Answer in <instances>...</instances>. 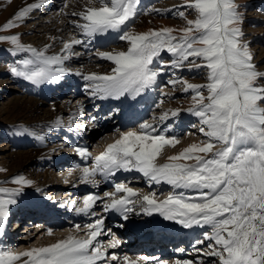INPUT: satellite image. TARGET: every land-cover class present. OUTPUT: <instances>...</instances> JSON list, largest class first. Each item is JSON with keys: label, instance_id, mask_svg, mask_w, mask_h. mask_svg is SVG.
Wrapping results in <instances>:
<instances>
[{"label": "snow or ice", "instance_id": "1", "mask_svg": "<svg viewBox=\"0 0 264 264\" xmlns=\"http://www.w3.org/2000/svg\"><path fill=\"white\" fill-rule=\"evenodd\" d=\"M48 3L49 0H35L20 8L0 26V32L19 27L33 11ZM238 7L235 0H183L179 6L168 9L144 8L142 0H85L82 10L70 13L76 19L69 23L80 38L73 34L62 41L58 53L51 55L48 54L51 45L37 48L24 44L19 33L0 35V42L10 45L7 49L10 55L26 54L9 65L10 75L37 87L59 84L66 75H75L84 81L83 90L92 99L136 100L152 89L168 69L172 71L168 84L173 88L180 85L184 93H191L189 107L165 110L153 117L158 123L145 121L135 130L120 132L119 138L96 155L90 166L79 169V180L85 185L98 186L97 176L108 181L117 173L134 172L150 188L167 185L168 195L163 200L157 198L155 191L141 196L121 181L114 183V191L104 192L103 197L85 195L82 206L72 201L70 207L77 214L96 216L92 210L98 201L103 204V212H115L125 221L131 214L149 217L158 214L164 221L184 229H203V239H197L193 247L197 255L211 258L210 264H264V71L253 62L250 46L243 39V16ZM165 12L182 19L183 25L144 32L131 27L141 14ZM98 38H111L127 45L126 50H96L98 59L113 65L110 72L85 73L67 66L73 57L81 55L74 51L75 46L88 49ZM164 53L169 60H164ZM185 68L203 70L205 82L191 83L175 75L176 70ZM165 95L168 94L161 93L162 97ZM78 108L82 116L83 105L78 104ZM182 111L196 118L202 139L168 156L165 163L157 164V157L165 147L180 143L179 135L173 134L171 124L165 122L179 117ZM94 121L95 117L93 127ZM54 126H62L59 117ZM77 127L82 129L85 125ZM51 130L49 127L48 131ZM15 134L44 139L43 134L28 127L18 128ZM75 151L84 160L89 158L86 148L77 147ZM10 183L16 186L0 187V264L149 261L146 256L137 260L121 258L115 252L109 255L107 248H117L121 240L111 229L107 232L112 236L107 248L98 240L106 234L103 217L84 225L86 238L69 235L48 246L20 252L2 246L11 208L32 181L16 175ZM74 227L77 232L81 230L79 224ZM47 234L51 235L52 230ZM205 242L206 247H197ZM175 264H205V261L184 259Z\"/></svg>", "mask_w": 264, "mask_h": 264}, {"label": "bare ground", "instance_id": "2", "mask_svg": "<svg viewBox=\"0 0 264 264\" xmlns=\"http://www.w3.org/2000/svg\"><path fill=\"white\" fill-rule=\"evenodd\" d=\"M26 1L30 3L35 2V0ZM52 3V0H49V3L45 5V8H51ZM54 5L58 6V3H54ZM73 11L79 10H62L61 14L58 15L57 20L62 24L59 29H52L51 25L44 26V28H46L44 29V34L48 35L49 40L51 41L42 40L40 45L41 47L46 44L51 45L48 54L51 55L58 53L62 47V41L68 40L73 34H75L77 38H80L78 32H74L73 29H70L71 24L69 21L72 20L70 13ZM67 34H69V36H67ZM106 41L108 43L113 40L111 38H98L91 44L103 45ZM74 58L76 59V63L78 62L82 64L84 61V57H82V55ZM164 76L165 74L160 76L157 84L143 95L137 97L136 100L123 98L121 100L92 99L83 90L84 81L75 75H66L59 84H44L39 87L33 86L36 87V89L31 90V94H40L42 97H47L51 100V108L48 110L49 114L46 117L47 119H40L38 123L36 122L37 124L29 125L28 127L38 132V134H43L44 139L38 140L33 137L19 139V143L21 145L27 144L29 148L24 153L11 156L14 158V161L12 166L8 169L9 173L7 176L10 174L12 175V173H16V171L19 172L21 168V172L23 169L30 170L33 175H38L39 171H45V168H47V170L43 175L42 181L38 182V180H36V184L26 187L23 195L18 198L17 205L12 206L11 215L8 220L9 222L6 226L10 225V221L12 220L10 218L15 212H19L18 209L20 208H22V218H25V216H28L29 218H25L22 225H19L16 230H14V233H9L8 229H6V235L2 238V246L12 248L13 250L18 247L21 248L23 244H26V242L34 236H38V242L30 248L48 246L58 240L68 237L69 235L77 236L78 238H86L85 234L87 229L84 228V225L94 223L95 219L103 217L104 231L106 234L98 237V240L106 248L109 241L112 239V236L107 234L109 229H111V232L121 240L118 235L123 227H120L119 225H128V234L133 236L135 239V242H133L135 245L132 247L130 242L121 241V244L117 248H107V251L111 252L110 254L115 252L121 258L123 256H128L131 259L139 260V258L133 257L132 254H134L140 247L139 241H141L142 244L145 241V239H142V237L146 235L145 233L155 232V228L151 227L153 223L151 216L131 214L129 219L125 221L115 212H103V204L99 201L92 210L97 214L96 216L77 214L74 209L70 207V205L72 204V201L75 200L78 202V206H82V199L87 194L98 195L99 193L102 194V196H98L103 197L104 192L114 191V183H119L121 181L127 182L128 185L137 190L141 196L149 191H155L158 196L162 197L165 195L164 192H166V197L170 191L169 187L167 185H153L150 188L144 179L138 173L134 172L117 173L115 177L108 181H105L102 177L97 176L96 179L99 181L98 186L82 184L79 180V169L84 166H90L92 159L96 155L89 153V158L84 160L77 153H67L66 148H84L87 145H92L96 140H100L101 142H105V144L101 145L102 147L97 153L98 155L105 150L107 145L114 143V141L119 138L120 132L124 131V129L127 130L134 127L136 123L140 124L145 122L148 117L150 119L147 122L158 123L153 120V117L159 116L160 114L156 113V110H159L160 112L165 111V109L160 106L162 96H160L161 90L159 89V85L164 79ZM17 82L22 85H26V81L22 79ZM68 87H71L73 91L70 92L68 96H65L68 98L61 99L64 91H66ZM80 95H83V97H80ZM71 102H73L72 105H70ZM21 103H23V106L21 105L22 108L28 109V114L23 115V117H29L33 112H36L37 106L33 105V102L31 103V101L26 102L25 98H23L20 103L19 101L14 100L13 107L18 108ZM78 104L83 105L84 111L82 116L80 115ZM112 110H114V112L110 117L108 116L109 120L102 119V115L109 114ZM58 117L61 120V127L54 126V122ZM93 117H95V127H93ZM179 118L177 117L175 120ZM171 120L172 119H170V121ZM177 122L172 124L173 122L171 121L170 124L172 133L178 134L181 142V138L188 136L186 134L189 130L185 124L184 126H180L177 125ZM165 123L168 124V121ZM79 124H83L85 127L82 129L78 128L77 125ZM69 125L71 126V130ZM23 126L26 127V125ZM49 127L52 128L51 131H48ZM160 127L162 128L164 125H160ZM162 151H164V149ZM167 157L168 155L166 154L164 158H162V161H160L157 157L156 163H165L167 161ZM50 167H54V172H52L53 175H50V171L48 173V169ZM69 169H72L71 174H69ZM21 172H19V174ZM62 180H66L67 182L62 183ZM0 183H3L2 180H0ZM108 186H111V188L109 189ZM1 187H6V185ZM103 189H105V191ZM61 191L62 193L58 195V192ZM80 191H83L82 195H79ZM52 195H55V197ZM72 197L73 199H71ZM162 197L160 200L165 198ZM67 198L69 199L66 200ZM157 198L159 199V197ZM137 211H139V209H137ZM109 216L114 218L115 223L110 224L111 220ZM77 224L81 225V230L79 232H77L74 227ZM24 225L26 228L23 232V236L26 237L18 238V231H20ZM146 228L149 230L144 232L143 230ZM49 229L52 230L51 235L47 234ZM202 232L203 229L200 228L194 227L192 229L184 230L182 226L175 224L174 228L170 232V235L172 236H169L173 239L175 238L171 247L168 248L161 256L158 255L155 258H150L147 262L139 260V264H154V261H164V264H175L177 260L184 259L204 260L205 264H210L211 258L197 255L193 247L196 237H200L199 234H202ZM152 239L153 237L151 235L147 238V240ZM39 240L42 241L41 244ZM164 242L165 241H162L160 244H165ZM206 243L207 242H205V245H198L197 247L204 248L206 247ZM25 249L26 248H22L20 251H24ZM179 249H183V251H178Z\"/></svg>", "mask_w": 264, "mask_h": 264}, {"label": "rangeland", "instance_id": "3", "mask_svg": "<svg viewBox=\"0 0 264 264\" xmlns=\"http://www.w3.org/2000/svg\"><path fill=\"white\" fill-rule=\"evenodd\" d=\"M52 2L53 3L51 5V8L46 9L44 6L39 10L33 11L30 14L29 18L22 25L4 31V34L0 32V35H12L19 33L21 35V41L24 44L41 48L40 43L42 42V40L51 41L49 40L48 35L44 34V29H46L44 28V26L51 25L52 29L55 30L59 29L62 26V24L59 23L57 19H58V15L61 14L62 10L76 9L80 11L82 10L85 0H61V1L52 0ZM182 2L183 0H142V5L144 8L168 9V8H173L175 6H179ZM54 3H58V6H55ZM235 3L239 6L238 10L240 13H242L243 16V22L241 24V28L244 34L243 39L250 46V50L254 56L253 62L258 65L259 70L264 71V0H235ZM27 4H30V2L26 0L24 1L0 0V26H2L5 22H7L17 10H19L22 7H25ZM65 4L68 5L66 8L64 7ZM189 18L192 17L189 16ZM73 19H76V17L72 16V20ZM183 23L184 21L182 19L175 18L171 13L165 12L164 14H156V13H152L150 15L141 14L135 19L131 27L136 32H144L149 29H159L162 27L177 28L183 25ZM70 29H72V26H70ZM176 34L179 35V33ZM67 36H69V34H67ZM9 47L10 45L8 43L0 42V180H2L3 182L2 184L0 183V187L5 185L6 187L9 188L11 186L15 187L16 185H13L12 183H10V181L16 175H23L26 179L31 180L32 184L30 186H33L34 184H36V180H38V182L42 181L43 175L46 173L47 168H45V171L43 170L39 171L38 175L37 174L33 175L32 171L25 169H23V171L21 172L22 170L21 168V170L19 171L21 172L20 174L18 171H16V173H12V175L10 174L9 176H7V174L9 173L8 169L10 168V166H12L14 161L13 160L14 158L11 156H15L16 154L19 153H24L29 148L27 144L21 145L19 143L20 141L19 139L32 138L28 136H17L15 134V131L18 128L25 127L23 125L29 127V125L37 124L40 119H47L46 117L49 114L48 110H50L51 108L50 106L51 100H49V98L47 97H42L40 94H36V95L31 94V90L36 89V87H33L34 85L30 84L29 82H26V85H22L17 82L20 80L19 78H15L10 75V73L8 72L9 65L14 63L16 59L24 58L26 54L20 53L18 54V56L13 57L7 51ZM126 47L127 45L119 40L116 41L113 40L112 42H108V43L106 41L103 43V45L90 44L88 49H85L84 47L78 45L75 46L74 51L78 53H82L81 55L82 57H84L83 63L82 64L78 62L76 63V59L73 57L72 60L67 62V66L71 68L73 71L81 70L85 73H87V71L88 72L97 71L100 73H107L110 72L113 65L108 61L98 59L95 56L94 52H96L97 49H99L100 51H111L113 49L126 50ZM163 58L165 61L170 59L167 53L163 54ZM175 75L177 77H182L183 79H186L191 83L205 82L204 80L205 73L203 70L189 71L187 68H185L183 70H176ZM170 78H172V71L166 69L164 79L160 83L159 89L161 90V93H166L168 95L162 97L160 106H162L165 110L176 109V108L186 109L187 107H189L190 104L191 93H184L180 85H176V87L173 88L171 85L168 84V80ZM72 91L73 89L71 87H68V89L64 91L61 99L68 98L65 96H68ZM80 97H83V95H80ZM23 98L26 99V102L31 101V103L33 102L32 103L33 105L37 106L36 112H33L29 117L26 116L23 117V115L28 114L27 113L28 109L22 108L23 103L19 104L20 107L18 108L13 107L14 100H17L20 103ZM72 104L73 102H71L70 105ZM113 112L114 110H112L109 114L102 115V119L109 120L108 116L110 117ZM156 113H161V112L159 110H156ZM189 116L190 114H188L185 111H182L179 117H189ZM149 119L150 118L148 117L147 121ZM192 120H193L192 121L193 125H196V127H198V122H196V118ZM138 125L139 123L135 124V126L130 129L127 130L124 129V131L135 130L138 127ZM193 125L188 124L187 126L193 127ZM187 132L193 134L181 138L182 141L175 147H171V148L165 147L161 155L158 156V159L162 161V158H164L166 154L168 156L176 155L183 149V147L185 148L186 146L194 142H198L200 139H202L198 130L197 131L189 130ZM100 142H101L100 140H96L92 145H87L84 148L88 147L86 148L88 150V153L92 155H97V153L102 147L101 145L105 144V142H101V143ZM66 149H67L66 151L67 153L71 152L73 154H76L74 147H72L71 149L68 148ZM49 171H50V175L51 174L53 175L52 172H54V167H50L48 169V173ZM4 181H9V182L4 183ZM61 182L65 183L66 180H62ZM103 190L105 191V189ZM61 193L62 191L58 192V195ZM82 194L83 191H80L79 195ZM98 195L102 196V194H98ZM69 198H67L66 200H68ZM71 199H73V197ZM10 219H12V217ZM23 232H24V228H21V230L17 234L18 235L17 237L18 238L26 237L23 236ZM37 238L38 236L32 237L26 242V244H23L21 248L18 247L14 250L20 252L22 248L27 249L33 247L34 244L38 242ZM41 240H39L40 244L42 242Z\"/></svg>", "mask_w": 264, "mask_h": 264}]
</instances>
